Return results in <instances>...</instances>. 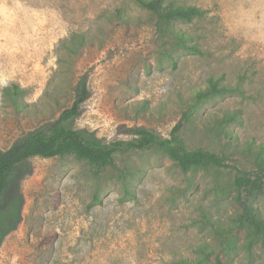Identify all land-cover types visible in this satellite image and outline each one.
I'll return each mask as SVG.
<instances>
[{
    "label": "rangeland",
    "instance_id": "rangeland-1",
    "mask_svg": "<svg viewBox=\"0 0 264 264\" xmlns=\"http://www.w3.org/2000/svg\"><path fill=\"white\" fill-rule=\"evenodd\" d=\"M172 1L208 11L202 20L178 23L202 54L161 56L156 19L133 0H0V150L71 107L86 73L89 97L70 121L73 128L111 142L132 138L136 127L170 138L181 121L177 135L189 149L216 151L253 170L249 158L207 126L222 110L238 109L242 121L232 129L240 146L264 143V0ZM116 7L133 20L107 21ZM74 32L99 39L61 70L63 42ZM222 74L232 84L244 75L245 95L216 97L192 120L182 118L208 77ZM14 84L23 90L18 110L4 96ZM126 168L135 171L131 198L120 178ZM234 173H184L156 147L118 154L115 167L99 175L71 155L31 157L0 197V264H176L211 239L204 211L224 218L236 210L231 197L215 192L216 182ZM258 204L264 212V197ZM255 250L253 264H264V251ZM235 261L249 264L244 249Z\"/></svg>",
    "mask_w": 264,
    "mask_h": 264
},
{
    "label": "trees",
    "instance_id": "trees-1",
    "mask_svg": "<svg viewBox=\"0 0 264 264\" xmlns=\"http://www.w3.org/2000/svg\"><path fill=\"white\" fill-rule=\"evenodd\" d=\"M133 1L155 17L156 32L161 40L159 44L161 56L172 58L176 50L193 54L204 52L194 40L193 34L179 27L178 23H192L204 19L208 12L206 9L172 0ZM105 17L107 21L125 23L133 20L123 7H116ZM98 39L96 33H72L63 42L61 70L75 63L82 50L94 45ZM244 77L240 75L237 84L227 82L224 74L208 77L205 86L197 91L192 104L183 112L182 118L192 120L200 106L216 97L228 94L244 96ZM70 85L73 86V83ZM74 90L75 98L71 107L65 108L58 118L40 126L10 148L0 150V197L8 190L15 170L34 156L52 158L71 155L89 164L93 173L99 175L107 168L115 167V158L118 154L156 147L172 159L184 173L229 168L235 170L234 176L228 182L221 184L216 182L215 192L222 197H231L237 206L236 210L224 218L214 216L209 210L204 211V216L210 224L211 239L198 244L194 248L193 257H181L176 260V264H236L235 257L239 248L246 251L248 263H254L256 247L264 251V212L258 204L264 197V143L247 141L245 146H240L238 136L232 129L233 123L242 121L240 110H222L221 114L213 116L211 126L207 128L217 139L233 145L237 151L249 158L254 165L253 170L229 164L227 158L216 151L201 147L189 149L177 135L182 126L181 121L174 127L170 138H161L144 127H136L131 129L133 137L130 139L104 142L70 125V121L79 114L81 104L89 97L86 73L76 82ZM22 91L16 84L4 89L5 98L17 110L22 107L20 103ZM134 172L128 168L121 170L124 197L135 196L129 177L133 176ZM94 199L97 200V195Z\"/></svg>",
    "mask_w": 264,
    "mask_h": 264
}]
</instances>
